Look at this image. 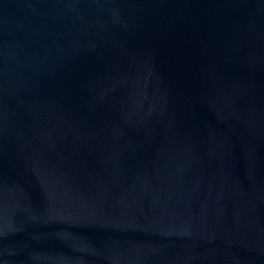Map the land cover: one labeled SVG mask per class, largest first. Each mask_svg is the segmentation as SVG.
I'll list each match as a JSON object with an SVG mask.
<instances>
[{
	"label": "water",
	"instance_id": "water-1",
	"mask_svg": "<svg viewBox=\"0 0 264 264\" xmlns=\"http://www.w3.org/2000/svg\"><path fill=\"white\" fill-rule=\"evenodd\" d=\"M0 264H264V0H0Z\"/></svg>",
	"mask_w": 264,
	"mask_h": 264
}]
</instances>
